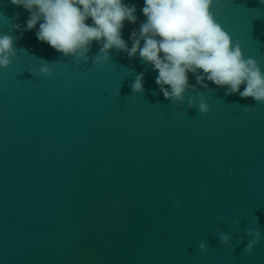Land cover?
Returning a JSON list of instances; mask_svg holds the SVG:
<instances>
[{
  "label": "water",
  "instance_id": "1",
  "mask_svg": "<svg viewBox=\"0 0 264 264\" xmlns=\"http://www.w3.org/2000/svg\"><path fill=\"white\" fill-rule=\"evenodd\" d=\"M126 2L138 17L122 29L131 46L144 0ZM213 11L264 68V4L215 0ZM0 13V34L16 37L0 66V264H264V102L193 73L184 101L167 99L138 53L113 48L96 65L93 41L79 61L38 40L39 24L25 31L22 6L0 0ZM200 93L208 113L188 104Z\"/></svg>",
  "mask_w": 264,
  "mask_h": 264
},
{
  "label": "clouds",
  "instance_id": "2",
  "mask_svg": "<svg viewBox=\"0 0 264 264\" xmlns=\"http://www.w3.org/2000/svg\"><path fill=\"white\" fill-rule=\"evenodd\" d=\"M12 3L30 13L23 25L25 31L39 24L38 40L79 61H88L93 41L101 44L93 60L96 65L108 62L113 48L125 51L130 58L138 53L158 70L156 83L167 99L183 102L187 90L195 87L189 83V73H193L197 83L205 88L207 81H212L227 86L226 94L238 93L264 102V68L257 58L244 55L242 45L234 42L231 33L217 20L213 11L215 0H144L141 11L145 20L138 31L133 30L131 46L123 38L122 29L125 20L135 23L138 17L136 5L126 0H12ZM260 3L264 4V0ZM89 18L91 23L87 22ZM14 27L19 29L21 25ZM15 39L8 33L0 34V66L7 67L13 62ZM40 72L51 75L52 68L44 61ZM132 89L134 92L144 89L143 72L136 75ZM188 104L198 107L200 113L210 110L203 93L198 100L188 97ZM250 110L251 106H244V111ZM232 223L238 224L239 219H233ZM247 235L252 238L245 251L251 254L262 233L255 228L248 229ZM219 237L222 243L231 245V233L221 231ZM199 248L208 251L207 241H201Z\"/></svg>",
  "mask_w": 264,
  "mask_h": 264
}]
</instances>
